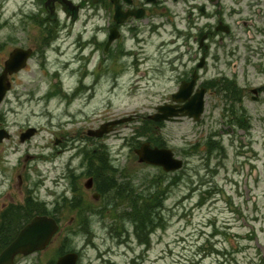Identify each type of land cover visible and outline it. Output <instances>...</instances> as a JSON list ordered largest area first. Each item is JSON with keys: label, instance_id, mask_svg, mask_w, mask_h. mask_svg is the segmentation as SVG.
I'll use <instances>...</instances> for the list:
<instances>
[{"label": "rangeland", "instance_id": "374dc122", "mask_svg": "<svg viewBox=\"0 0 264 264\" xmlns=\"http://www.w3.org/2000/svg\"><path fill=\"white\" fill-rule=\"evenodd\" d=\"M36 1L0 0V70L16 47H40L42 54L45 44L60 36L71 38L80 31L85 34L96 31L99 24L109 25L108 19L101 17L102 10L95 15L83 9L74 22L66 23L62 17L60 28L57 20L50 21L44 9L39 10ZM97 4L100 6L101 2ZM163 39L157 34L153 36L147 51L153 52L154 60L138 69L142 87L151 84L150 76L142 71L161 65L158 48ZM97 45L102 47V53L104 43ZM63 49L61 57L53 52L42 55V59L45 56L49 59L46 67L39 62L38 54L31 59L16 74L13 90L0 105V122L11 129L13 136L0 144V236L15 226L21 227L20 219L25 212L28 219L36 211L46 210L57 213L61 221L59 233L46 249L20 256L15 264H57L58 249L64 244L68 251L79 254L78 264H264V99L254 100L253 93L226 83L228 92L237 91L236 98L232 97L230 102L223 92L209 93L201 122L187 117L166 124L154 120L143 124L138 119L112 125L109 120L150 113L155 104L168 101L163 94H169L177 83L170 80L161 83L158 86L163 90L161 97H151L148 89L130 92L133 84L130 74L134 72L129 67L125 69L121 87L112 91L108 76L103 83L102 76L96 80L91 75L89 82L91 86L95 83L93 89L73 100L69 107L60 96H46L52 84L64 90L75 81L64 63L73 54L72 49L68 45ZM165 60L171 62V58ZM170 65L167 63L164 70L172 76ZM224 70L234 76L233 68ZM56 71L60 77L51 76ZM215 71L209 69L210 74ZM250 71L255 73L257 69ZM237 73L244 87L243 68L239 67ZM252 79L247 85L254 88L264 82V75ZM215 88L220 87L214 85ZM242 104L249 118L245 119L246 129L238 126L245 114H237L235 121H229L233 133L222 132L228 127L223 120L226 119L223 108L236 111ZM104 125L108 129L106 134H89L90 129L102 130ZM28 126L39 130L22 143L19 135ZM137 129L138 135L130 138ZM211 130L220 133L226 157L207 154L201 143L197 150L189 149L193 143L202 142ZM58 133L69 140L68 150L62 141L56 144L54 135ZM82 135L86 143L82 155L89 164L82 175L69 177L70 165L78 167V159L73 162L72 155L78 149L71 150L78 144L72 141ZM145 141L160 142L163 147L173 149L184 160L182 169L164 171L140 162L136 150ZM90 178H94L95 190L99 192L100 188L105 196L93 198V191L86 187ZM105 182L107 186H101ZM159 186L160 190L165 189L160 206L154 197ZM31 189L33 196L31 193L29 201L24 200L25 191L30 193ZM82 190L89 194L88 198ZM66 191L69 198L61 197L52 206L55 198ZM137 195L142 202L144 197L147 199L150 209L145 208L146 211H156L158 218L157 222L154 219L150 222L153 226L148 232L149 246L141 244L133 222L123 219L124 212L139 207L136 204L132 207L131 203Z\"/></svg>", "mask_w": 264, "mask_h": 264}, {"label": "flooded vegetation", "instance_id": "af4514ba", "mask_svg": "<svg viewBox=\"0 0 264 264\" xmlns=\"http://www.w3.org/2000/svg\"><path fill=\"white\" fill-rule=\"evenodd\" d=\"M92 1L101 2V17L105 16L103 18L108 19L109 23L108 28L100 29L104 37L103 51L96 52L101 53L100 63L107 67V71L113 72L110 77L111 86L113 85L111 91L121 87L123 72L120 69L123 67H129L134 72L133 82L130 81L133 83L131 89L134 92L141 90L143 85L139 84L141 71L138 69L154 60L155 55L147 49L155 34L160 38L164 37L158 48L161 65L150 71H142V74L150 76L151 84L147 89L149 88L151 97H161L163 90L158 87L161 83L168 80L177 83L176 88L169 94H163L168 97V101L163 104L169 103L179 108L184 103L176 102L175 96L190 100L193 96H199L201 91L205 98H208L206 96L209 93L213 95L216 93L213 86L217 81L214 77L217 73H224L219 70L231 67L235 76L237 69L242 67L243 82L246 84L243 90L246 92L253 91L247 85L253 81L252 77L260 78L264 75V0H117L116 3L111 0ZM78 5L80 11L93 10L91 3L84 6L80 2ZM117 7L118 19L121 20L119 23L114 20ZM113 26H117L115 32L118 37L107 49ZM93 41L97 39L94 38ZM165 47L170 49L165 50ZM170 58V63L165 60ZM167 63L171 64L169 69H172V76L164 70ZM210 68L217 69V73L210 74ZM250 69H257V72L252 73ZM194 75L197 83L188 95L184 91L178 94L182 82H190ZM234 76L231 75L232 78ZM237 81L242 83L238 78ZM256 96L262 98L264 94L259 91ZM160 105L162 104L153 107L152 115L157 113ZM167 122L169 121H159L161 124ZM61 135L62 137L57 135L56 139L62 141L68 150L70 142L64 137L65 134ZM76 142L78 145L72 146L71 150L78 149L77 170L80 171L88 166L89 161L82 155L86 146L83 135ZM153 146L163 147L156 141ZM91 190L96 192L95 188ZM82 192L88 198L89 194L85 190Z\"/></svg>", "mask_w": 264, "mask_h": 264}, {"label": "water", "instance_id": "95a60500", "mask_svg": "<svg viewBox=\"0 0 264 264\" xmlns=\"http://www.w3.org/2000/svg\"><path fill=\"white\" fill-rule=\"evenodd\" d=\"M22 51L16 49L11 54V58L7 61V69L13 71L14 69L21 68L24 65ZM22 61V66L19 62ZM6 76L0 77V102L2 101L4 94L8 88L5 84ZM264 89V88H263ZM203 105L201 104L197 111L192 112L191 106L181 109V115H190L194 118L199 119L203 112ZM169 115H175L178 112L167 111ZM167 115V114H166ZM166 116H161L160 119ZM124 120H118L112 122L113 125L122 122ZM108 129L103 126L102 130L94 132V135L102 136ZM34 130L30 131V134ZM140 156V161L148 163H154L164 166L168 171L175 170L182 167L183 161L174 158L173 153L169 149L152 148L149 142L144 143L140 149L137 150ZM90 182L87 184L90 186ZM58 230L56 221L48 216H37L32 219L18 234V236L0 253V264H14L15 258L18 254H30L36 250L45 248L54 233ZM78 254L68 253L59 258L57 264H77Z\"/></svg>", "mask_w": 264, "mask_h": 264}, {"label": "trees", "instance_id": "16d2710c", "mask_svg": "<svg viewBox=\"0 0 264 264\" xmlns=\"http://www.w3.org/2000/svg\"><path fill=\"white\" fill-rule=\"evenodd\" d=\"M210 147L211 148L208 149L209 152L215 148L220 156L226 155V148L222 144L221 140L216 141V145L210 146ZM164 192H165V189L160 190V186L156 189L154 197H155L156 201L158 202L159 206L161 205V202L163 201ZM118 193H120V192H118ZM131 194L134 195V192L132 191ZM131 203H133L132 207L135 204L139 205V207L136 206V208L134 210H129V211L124 212L123 213V219H129L131 222H133L134 232L136 233L140 242L145 243L146 245L149 246L151 244V236L148 235V232L151 230V228L153 226L150 222L152 221V219H154L155 222L158 221V218L156 217V211L154 213H152L151 211L150 212L146 211L145 208L150 209L148 201L144 197V201L142 202L139 195H137L136 197L134 196V198L131 199ZM22 218H24L25 221L27 222L30 219V216H28V219H26L25 216H22ZM15 227H17V228H15ZM15 227L13 229L6 230L4 232L6 234L5 236H2V237L0 236V250L4 246H6L19 232L20 225L15 226ZM66 251H68V250L65 248V244H64V245L59 247L58 254H62Z\"/></svg>", "mask_w": 264, "mask_h": 264}]
</instances>
